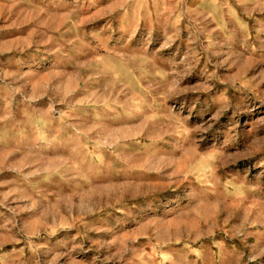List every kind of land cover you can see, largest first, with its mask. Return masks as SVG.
<instances>
[{"label":"rangeland","instance_id":"374dc122","mask_svg":"<svg viewBox=\"0 0 264 264\" xmlns=\"http://www.w3.org/2000/svg\"><path fill=\"white\" fill-rule=\"evenodd\" d=\"M0 264H264V0H0Z\"/></svg>","mask_w":264,"mask_h":264}]
</instances>
